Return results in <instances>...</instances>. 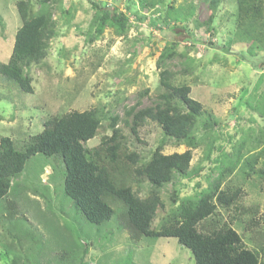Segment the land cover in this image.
I'll use <instances>...</instances> for the list:
<instances>
[{"label": "rangeland", "instance_id": "374dc122", "mask_svg": "<svg viewBox=\"0 0 264 264\" xmlns=\"http://www.w3.org/2000/svg\"><path fill=\"white\" fill-rule=\"evenodd\" d=\"M16 1L0 0V63L7 61L21 25ZM97 1L126 14L125 32L117 34L115 28L107 26L89 43L86 37L95 11L91 2L61 0L62 8L69 13L54 10L57 33L50 40L46 57L27 71L33 92H22L15 82L0 74V137H11L20 148L31 135L42 130L47 118L100 107L103 112L121 115L117 124L123 146L138 152L141 160L147 159L163 138L159 125L146 120L135 136L129 124L122 121L123 112L129 106L154 104L163 90L157 56L163 47L175 43L179 54L167 63L169 70L175 72L173 84L189 85L190 96L202 104L205 114L217 119L218 125L211 130L214 147L209 158L205 156L206 142L192 152L191 169H199V174L191 181L175 178L161 189L165 208H157L151 223L157 229L175 206L171 203L175 199L173 191L182 198L207 189L240 142L245 145V157L258 154L256 167L261 166L264 51L256 48V54L250 55L248 39L236 37L235 0H221L210 24L205 23L210 13L206 0H161L154 8L142 7L141 0ZM170 5L172 9L168 8ZM174 11H178L177 18L173 17ZM109 122L110 119L102 121L86 147L99 145L103 135L111 134ZM168 142L164 153L186 149L185 145ZM221 153L225 157L217 163L215 158ZM240 170L239 165L221 187L226 189L229 185L234 190L239 186V204L256 209L252 214L243 213L232 223L246 246L253 247L261 237L264 222L252 227L249 218L264 217V179L259 181L254 173L241 175ZM63 177L60 158L35 154L26 161L20 175L12 179V189L0 199V264H193L191 251L173 237L131 239L117 219L120 203H111L115 212L110 221H87L64 194ZM148 188V183L142 182L139 194L145 195ZM9 202L14 204L13 218L6 210ZM230 214L217 207L199 224V229L216 228L227 222ZM61 248H67L68 257L64 260L60 259Z\"/></svg>", "mask_w": 264, "mask_h": 264}, {"label": "trees", "instance_id": "16d2710c", "mask_svg": "<svg viewBox=\"0 0 264 264\" xmlns=\"http://www.w3.org/2000/svg\"><path fill=\"white\" fill-rule=\"evenodd\" d=\"M89 1L95 11L87 32V42L97 39L107 26L115 28L117 34L125 32L128 24L125 13L116 12L114 7L100 1ZM160 1L140 2L142 7L154 8ZM206 1L210 13L205 23L210 24L221 0ZM235 6L236 37L248 39L251 46L247 52L250 55L256 54L253 51L256 48L264 51V0H235ZM16 8L21 25L15 32L7 61L0 63V74L6 80L15 82L22 92L32 93L28 68L33 64L38 65L46 57L50 40L57 33L54 10L60 9L61 14H68L69 10L62 8L61 0H17ZM168 8L173 7L170 5ZM177 13L174 11V18H177ZM167 15L165 18H168ZM184 18L181 16L180 19ZM153 20L151 17L150 21ZM178 54L175 43H171L163 47L157 56L159 85L163 90L157 94L154 104L141 108L129 106L123 112L122 121L129 124L135 136L146 120L159 125L163 138L147 159L141 160L138 152L129 151L123 146L121 129L117 124L121 115L103 112L100 107L71 110L47 118L42 130L31 135L20 148L11 137H0V199L10 192L12 179L20 175L31 156H54L60 158L64 165V194L72 199L76 209L90 223L110 221L115 212L111 203H120L117 219L120 218L121 228L126 229L134 241L141 236L173 237L191 251L193 264H264V230L259 233L261 237L254 246L248 247L240 233L232 227L240 215L252 214L256 209L239 204L242 195L239 186L234 190L229 185L226 189L221 187L222 181L239 165L241 175L254 173L259 181L264 179V161L260 167H256L259 155L245 157L242 142L232 151L226 164L219 167L217 176L207 189L182 198H178L176 191H173L175 199L171 203L175 206L164 217L159 228L151 225L157 208H165L161 189L175 178L191 181L199 174V169H191L192 152L206 142L205 156L209 158L214 147L211 130L218 125L217 119L210 113L205 114L202 104L190 96L189 85L173 84L175 72L169 70L167 63ZM260 112L264 114V108H260ZM105 119H110L108 127L111 134L103 135L99 145L86 147L85 143L96 135ZM166 141L173 145H185L186 149L164 153ZM259 154L264 156V151ZM221 157H225V154L221 153L215 160ZM142 182L149 185L145 195L139 194ZM40 195L43 197L42 192ZM12 203L7 204L6 210L8 216L13 218L16 213ZM217 207L231 212L229 220L216 228L200 230L199 224L213 215ZM262 222L264 217L251 215L249 218L252 227ZM61 250L60 259L64 260L68 257L67 248Z\"/></svg>", "mask_w": 264, "mask_h": 264}, {"label": "crops", "instance_id": "0c3cea01", "mask_svg": "<svg viewBox=\"0 0 264 264\" xmlns=\"http://www.w3.org/2000/svg\"><path fill=\"white\" fill-rule=\"evenodd\" d=\"M232 227L234 228V226L232 225Z\"/></svg>", "mask_w": 264, "mask_h": 264}, {"label": "clouds", "instance_id": "9594fccd", "mask_svg": "<svg viewBox=\"0 0 264 264\" xmlns=\"http://www.w3.org/2000/svg\"><path fill=\"white\" fill-rule=\"evenodd\" d=\"M109 6V5H108Z\"/></svg>", "mask_w": 264, "mask_h": 264}]
</instances>
